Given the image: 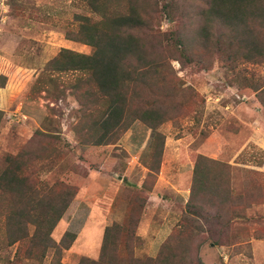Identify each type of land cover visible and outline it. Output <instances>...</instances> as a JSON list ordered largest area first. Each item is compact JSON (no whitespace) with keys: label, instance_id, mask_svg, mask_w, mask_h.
I'll return each mask as SVG.
<instances>
[{"label":"rangeland","instance_id":"rangeland-1","mask_svg":"<svg viewBox=\"0 0 264 264\" xmlns=\"http://www.w3.org/2000/svg\"><path fill=\"white\" fill-rule=\"evenodd\" d=\"M160 1H174L176 13L156 15L157 32L185 34L191 46L163 54L167 86L177 94L163 104L167 120L156 132L136 120L115 143L97 146L87 141L92 134L72 88L81 74L46 70L62 49L93 54L67 38L78 14L93 15L77 0H0V174L9 155L33 148L42 182L77 189L52 235L57 243L76 235L62 264L98 260L106 228L127 223L131 211L138 223L135 256L156 258L188 214L198 155L229 166L235 196L253 187L256 196L264 193V165L256 166L264 152V111L250 87L264 83V62L230 63L202 48V0ZM203 208L201 216L218 217L216 209ZM201 216L190 215L203 228L195 240L173 247L178 264H264L262 201L239 208L230 226ZM17 248L0 236V264H52L53 250L42 261L20 262Z\"/></svg>","mask_w":264,"mask_h":264},{"label":"trees","instance_id":"trees-1","mask_svg":"<svg viewBox=\"0 0 264 264\" xmlns=\"http://www.w3.org/2000/svg\"><path fill=\"white\" fill-rule=\"evenodd\" d=\"M77 1L93 16L78 14L77 27L67 31V38L90 46L94 52L85 55L62 49L46 70L81 74L72 88L84 108L86 131L92 134L87 141L97 146L111 145L136 120L150 124L156 132L167 120L164 102L177 96L167 86L163 54L177 47H182V54L191 49L185 34H161L154 27L156 15L161 12L175 17L174 1L164 6L160 0ZM202 1L201 47L213 55L225 56L230 63L237 60L263 63L264 0ZM250 87L264 111V83ZM161 148L162 144L158 154ZM38 155L32 148L7 158L0 174V236L6 245H18L17 261H42L53 250L52 264H62L63 252L70 249L76 235L66 233L58 243L52 235L76 198L77 189L62 182L53 185L42 182L33 164ZM261 156L257 167L264 165L263 151ZM195 163L188 214L156 258L135 256L138 223L131 211L127 223L106 228L99 259L82 258L79 264H178L174 245L178 241L181 245L194 241L196 231L203 229L195 226L198 222L190 219V215L201 216L203 207L209 206L219 215L201 216L205 221L230 226L239 208L246 210L261 201L264 205V193L256 196L254 187L245 197L234 195L226 172L229 166L202 155L197 156ZM251 174L263 177L260 172Z\"/></svg>","mask_w":264,"mask_h":264}]
</instances>
